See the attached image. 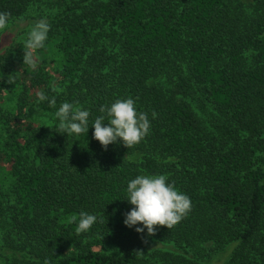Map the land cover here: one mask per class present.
<instances>
[{"label": "trees", "instance_id": "obj_1", "mask_svg": "<svg viewBox=\"0 0 264 264\" xmlns=\"http://www.w3.org/2000/svg\"><path fill=\"white\" fill-rule=\"evenodd\" d=\"M0 12L24 24L0 50V264H264V0H0ZM40 18L51 29L30 67L22 42ZM127 97L151 124L133 147L52 126L62 102L91 126ZM140 174L190 198L181 221L124 225ZM81 211L97 217L86 233L70 222Z\"/></svg>", "mask_w": 264, "mask_h": 264}, {"label": "clouds", "instance_id": "obj_2", "mask_svg": "<svg viewBox=\"0 0 264 264\" xmlns=\"http://www.w3.org/2000/svg\"><path fill=\"white\" fill-rule=\"evenodd\" d=\"M10 27V16L0 12V33ZM51 24L46 18L36 20L26 33L22 42L24 55L23 65L36 66V53L45 47ZM57 94L63 88L53 89ZM38 102L47 101L56 107V98L43 91L36 93ZM102 114L95 117L89 126L90 111L73 102H62L54 112L52 126L58 128V133L74 136H86L89 127L93 129L92 137L103 148L110 144L121 142L126 148L133 147L149 134L151 127L148 114L138 112L136 101L132 97L115 99L111 104L101 106ZM156 113H152L154 119ZM126 200L131 209L124 214L123 223L128 228H134L137 233L151 235L156 226L171 228L190 211V198L180 192L165 174H140L126 183ZM97 217L84 211L72 215L70 222L76 223L77 233H86L96 223Z\"/></svg>", "mask_w": 264, "mask_h": 264}, {"label": "rangeland", "instance_id": "obj_3", "mask_svg": "<svg viewBox=\"0 0 264 264\" xmlns=\"http://www.w3.org/2000/svg\"><path fill=\"white\" fill-rule=\"evenodd\" d=\"M245 4H249L252 0H241ZM24 26L21 25L18 28H13L9 29L6 31L3 36L1 37L0 40V50H3L6 47H9L10 45L13 44L14 37L16 36L17 32ZM41 122L47 123V119H40ZM226 256V255H225ZM225 256H214L211 259H205L204 264H223L222 260L224 259ZM220 257V258H219Z\"/></svg>", "mask_w": 264, "mask_h": 264}]
</instances>
